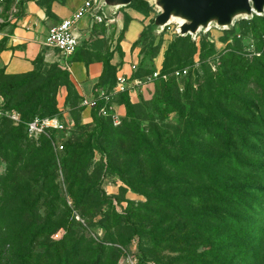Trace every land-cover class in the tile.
I'll list each match as a JSON object with an SVG mask.
<instances>
[{
  "label": "trees",
  "instance_id": "1",
  "mask_svg": "<svg viewBox=\"0 0 264 264\" xmlns=\"http://www.w3.org/2000/svg\"><path fill=\"white\" fill-rule=\"evenodd\" d=\"M126 8L144 17L151 11L146 0H131ZM46 14H50L49 7ZM128 20L125 16L124 26ZM257 21L263 22V28H257ZM236 26L239 29L253 28L255 50L252 52L259 53L258 56L242 57L231 51L223 56L221 69L215 72L209 70L211 60L204 57L201 65L205 81L195 87L192 79L188 78L182 95L179 94L181 88L174 82H161L154 98L144 104L142 114L135 111L137 107L130 103L127 92L117 93L114 96L126 109V116L120 119L118 125H113L110 117L99 115V109L104 105L100 101L97 107L91 109L92 122L75 126L76 130L63 146L64 152L58 163L53 157L50 140L43 135L29 136L25 124L36 116L43 119L59 115L51 95L56 94L60 87H66L68 91V86L71 88L77 100V111L81 112L82 98L69 75L55 74L49 81L42 74L35 73V68L17 75H8L0 70L2 107L15 110L21 119L18 124L6 118L0 119V157L6 166L5 173L0 176V264L4 258L10 264L14 260L17 264L37 262L34 255L40 234L53 220L66 230L63 239L51 246L49 259H53V264H116L110 249L99 247L87 237L77 234L75 228L78 227L66 207L64 194L71 198L74 210L84 214L97 209L102 228L106 222L112 219L118 222L117 219H120L112 205L103 209L104 205H110L101 189V178L104 179L106 171L101 174L96 162L90 172L94 153L101 155L102 168L104 166L134 192L146 197V202L135 204V210L152 216L160 212L173 213L172 217L176 219L174 227L166 226L174 218H162L160 223L153 225V240L157 245L163 243L167 246L173 242L177 247L190 242L192 250L181 258V262L214 264L215 259L209 260L211 256L208 253L196 252L211 246L210 251L215 254L218 252L216 244L222 246L221 251H230L231 247L226 241L221 242V238L230 242L234 240L233 251L241 253V241L247 230L243 225L246 218L236 217L235 213L247 209V203L242 204V197L234 193L238 183L234 176H229L231 170L228 164L233 160L234 165L238 164L239 168L235 169L237 174L264 178V95L244 106L250 109L248 117L251 124L250 129L245 130L237 127L244 120L240 113L231 112L234 102L229 99L228 93H224L235 88L242 79L251 77L264 92V16L241 20ZM225 33L233 35L235 29ZM122 34L123 31L119 41ZM200 46L205 49L204 41ZM38 58L40 56L33 61L35 66ZM173 58L175 60L179 56L174 55ZM111 59L107 63L102 62L103 72L98 82L107 94L112 93L116 85V67L111 64ZM174 65L172 57L167 54L162 74L170 70L168 75L175 77V71L171 69ZM110 66L113 70L112 82L104 78L105 69ZM222 68L232 69L234 73L229 75ZM132 79L137 78L133 76ZM200 79L203 80V77ZM171 113L177 114L175 125L167 119ZM143 122H146L145 126ZM211 150L221 151V154L217 158L206 156L205 152ZM32 185H40L39 191L33 192ZM262 187L260 182L251 184L255 192H264ZM39 202L45 208L50 205L44 215L40 208H36ZM232 205L241 207L233 208ZM148 207L160 211H151ZM214 224L220 225L218 231H202ZM126 225H131V222H126ZM197 246L202 247L196 250ZM254 251L250 246L243 255H253Z\"/></svg>",
  "mask_w": 264,
  "mask_h": 264
},
{
  "label": "rangeland",
  "instance_id": "2",
  "mask_svg": "<svg viewBox=\"0 0 264 264\" xmlns=\"http://www.w3.org/2000/svg\"><path fill=\"white\" fill-rule=\"evenodd\" d=\"M147 1L151 8L149 15L145 17L148 26L145 27L140 39L133 45L131 50L132 64L136 66L135 70L132 71L131 77L134 76L139 79L142 82L140 88L143 87V91H139L137 101L132 103L137 107L135 111L139 114H142L141 111H145L144 104L149 103L154 98L161 82H174L181 88L179 94L182 95L185 92L187 80L192 79L191 81L194 86H199V84L205 81L203 67L201 65L203 61H205L203 60L204 57L211 60V63H209V70L215 72L220 68L219 66L221 65L223 56L229 55L231 51L232 53L236 52L242 57H249L251 54H255L256 56L259 55V53L252 52L255 50V47L253 46L254 40L252 38L253 28L246 27L244 29H239L236 26V23L241 20H252L253 17L257 16L255 14H253L252 17H238L235 19L233 25H229L227 28L212 25V21L209 26H206L210 27L212 25L208 29L204 28L194 34L182 35L179 32V25L183 24V22L180 21L181 18L179 17V14L176 15V19L168 20V24L162 30L156 28L154 22L157 15L160 13L159 2L158 0ZM121 10L122 9L119 11ZM263 16L264 12L258 17ZM257 25V28H263V22L257 21ZM124 27L123 22L122 27L118 29L116 20L106 26L98 25L94 30L92 37H90L89 40H86V45L82 49V51H85L86 53L83 57L84 62L88 63L93 60H100L101 62L107 63L109 58L112 57L115 52L122 58V53L118 44ZM233 28L235 29V33L227 36L225 32ZM105 32L107 34L106 38H104ZM201 41H204L205 43L204 50L201 49ZM238 48L241 51L237 50ZM167 54L169 55V58L172 57L173 62H175V65L172 66L171 69L173 68L174 71L186 70V74H183L176 79L172 75H168L170 70L162 74L163 63ZM174 55H178L179 58L174 60ZM37 62L34 72L42 74L49 79V81H52L55 74H71L57 62H45L42 57L38 58ZM222 69L228 72L229 75H232L230 73H234L232 69ZM155 71L159 72L158 77L149 81L148 78L152 77V74ZM112 75V67H106L104 78L106 77L109 79V82H112ZM242 75H244V72L241 76ZM201 77H203V80L200 79ZM66 78L68 80V76H66ZM61 88H64L67 93L64 101L65 109H62V107H59L58 105V91ZM68 89L69 91L66 87H60L56 90V94L51 95V99H55L59 112L57 117L60 125L63 127L55 130V132L51 131L54 129H46L45 133L42 134L43 137L50 140L53 157L57 163L61 154L64 152V148L59 149V146L62 145L65 147L68 139L72 137L71 133L76 130L75 126L79 123L84 124L81 121V112L77 111V100L72 94V90L69 86ZM123 92L128 93V89H125ZM123 92H121V94ZM226 94L229 99L234 102L231 112L240 113L242 120H244V122H241L237 127L245 130L250 129L251 124L248 117V111H250V109L244 106L250 105L253 101L260 99L264 95V92L253 83V78L251 77L248 79H242L235 88L225 91L224 95ZM119 99H121V96ZM124 110L125 112L124 115L121 116V119H124L126 116L125 106ZM65 112L67 114L64 116L63 114ZM167 119L173 125L178 121L177 114L174 113L169 114V116L167 115ZM163 123H165V120H163ZM142 124L145 126L146 122H143ZM234 126L235 124L232 123V127ZM208 151L205 152L206 156L212 158H217L221 154V151ZM242 159L249 160L245 157H242ZM100 160L101 155L99 153H94L93 160L89 167L90 172H92L94 163L96 162L98 163L97 170H100L101 174L106 171L104 179L101 178V189L105 192L108 200L107 202L110 205H104L103 209L105 210L108 206L112 205L115 212L119 214L120 219H117L118 222H115L112 219L110 222H106L103 225L104 228H102L99 224L100 214L97 209L87 211L84 214L74 210L72 208L71 198L67 194H64L66 207L71 211V218H73L78 227L75 228L77 234L87 237L90 242L93 241V243L99 245V247L103 246L110 249L112 258L116 261V264H126L127 261L133 262L134 264H188L181 262V258L188 255L189 251L192 250L190 242H188V245L177 247L173 242L165 246L163 243L157 245L155 243L156 241L153 240V236L155 235L153 225L158 224V222L160 223L162 218L165 219L170 216L171 218H174L172 217L173 213L170 212L169 214H163L160 212L157 216H152L150 214H144L143 211L135 210L137 208L135 204L146 202V197L140 193L134 192L133 189L125 185L118 176L113 175L110 171L106 170L104 166L102 168ZM234 162L235 161L233 160L228 164V168L231 170L229 171V176H234L238 183L235 184L236 190L234 193L236 195L239 193V196L242 197V204L247 203V209H242L243 211L235 213L236 217L246 218L243 220L245 222L242 221L244 228H247V230H245L241 241V253L237 254L233 251L234 240L230 242L223 238H221L220 241H226L227 246L231 247L230 251H221L222 246L216 244L215 247L218 248V254H214L212 253L213 251H210L211 246L203 249H201L202 246H197L196 250H201L196 253H208L211 256L209 260L215 259L214 264H264V192H255L251 188L253 182H260L261 186H263L262 188H264V178L260 179L251 175L248 176V174H237L235 169L239 168V166L238 164L234 165ZM5 167L3 158L0 157V176L5 173ZM61 188L64 189V186H61ZM31 189L33 192H38L40 185H32ZM42 204V202H39L36 205V208H40L39 210L43 214L49 210L50 205L45 203L47 205L45 208ZM232 206L233 208L241 207L239 205ZM148 210L151 209L148 207ZM157 210L160 211V209H152L151 211L156 212ZM59 212H63L60 207ZM128 221L131 222V225H126V222ZM175 221V218L171 222L168 221L169 223L167 222L166 226L168 228L174 227ZM218 227H220V225L218 226L217 224H214L208 226L202 231L210 233L213 230L218 231ZM65 234V228L59 226L57 220H53V222L43 230L42 234H40L36 254L34 255V258L37 257V262L40 264H53V259H49L51 256V246L57 245V243L63 239ZM260 242H262V251L259 253L258 249ZM250 246L255 250L253 252L254 254L244 256L243 253L246 249L250 248ZM56 248H58V246ZM212 249H214V247H212ZM37 262L32 261L29 263L35 264ZM1 264L10 263L4 258ZM12 264H17V262L14 260Z\"/></svg>",
  "mask_w": 264,
  "mask_h": 264
},
{
  "label": "crops",
  "instance_id": "3",
  "mask_svg": "<svg viewBox=\"0 0 264 264\" xmlns=\"http://www.w3.org/2000/svg\"><path fill=\"white\" fill-rule=\"evenodd\" d=\"M84 1L53 0L47 3L46 0H7L0 14V70L8 75L30 72L35 68L33 61L39 56L45 62H57L63 66L58 51L46 47L44 40L50 27L69 17ZM47 7L50 10L49 15L46 14ZM125 16H128L129 20L125 23L122 39L119 41L122 58L116 52L112 56L111 64L116 67V85L113 92L109 94L111 105L120 116L124 115V106L119 104L114 95L121 92V86L125 85L129 88L128 96L131 103H135L139 91H143V87L132 85L131 50L133 44L139 40L145 26L148 25L147 19L142 14L130 8H123L116 17L118 29L122 27ZM98 25L100 24L93 23L89 17H84L75 29L79 46L68 60L71 70L69 79L81 98H92L95 94L105 92L98 86L103 72L102 62L93 60L85 63L83 57L86 53L82 51L86 40L92 37ZM106 35L105 32L104 38ZM119 78L123 79L122 83L118 81ZM66 95L64 88L59 89L57 99L62 109H65ZM66 114L65 112L63 115ZM80 114L82 123L92 122L90 109L82 108Z\"/></svg>",
  "mask_w": 264,
  "mask_h": 264
},
{
  "label": "built area",
  "instance_id": "4",
  "mask_svg": "<svg viewBox=\"0 0 264 264\" xmlns=\"http://www.w3.org/2000/svg\"><path fill=\"white\" fill-rule=\"evenodd\" d=\"M6 1L7 0H0V14L3 11ZM94 5V0H85L84 3L69 17L62 20L58 24L50 27L44 40V45L46 47L58 51L63 61V67L70 73L71 70L68 64V60L76 52V49L79 46V39L78 36L75 34V29L79 21L84 17H89L93 23L103 24L106 26L116 20V15L107 18L101 13L100 10H95ZM135 68V65L131 66L132 71H134ZM183 74H186V70L174 72L175 77H179ZM158 75L159 72L155 71L152 74V77H149L148 80L151 81L152 79L157 78ZM118 81L122 83L123 79L119 78ZM132 85L135 87L142 86V82L139 79H133ZM125 89H128L129 91V88L127 86L122 85L120 91L123 92ZM100 101L104 102V105L100 107L99 115H101L102 117H110L113 122V125H118L121 116L109 103V94L105 92H100L96 97L93 96L92 98H82L80 106L91 110L92 108L97 107ZM2 118H6L15 124L21 122L20 115L15 111L5 110L2 107V102L0 99V119ZM25 126L27 134L32 137H38L39 135L44 134L46 129L57 130L63 127L60 125L57 117L43 119L35 117L31 121L27 122ZM59 149H63V146H59ZM126 264L134 263L127 261Z\"/></svg>",
  "mask_w": 264,
  "mask_h": 264
},
{
  "label": "water",
  "instance_id": "5",
  "mask_svg": "<svg viewBox=\"0 0 264 264\" xmlns=\"http://www.w3.org/2000/svg\"><path fill=\"white\" fill-rule=\"evenodd\" d=\"M94 1V9L100 10L107 18L118 15L120 9L126 8L131 3V0ZM158 2L160 13L155 19V27L162 30L168 24L171 13L174 12L175 15L179 14L188 20L179 25V32L182 35L194 34L212 25L227 28L229 25L232 26L238 17H252L253 14L260 16L264 12V0H158ZM237 12L243 14L233 18ZM208 21H213L210 27H206ZM200 25L202 27L197 30Z\"/></svg>",
  "mask_w": 264,
  "mask_h": 264
},
{
  "label": "bare ground",
  "instance_id": "6",
  "mask_svg": "<svg viewBox=\"0 0 264 264\" xmlns=\"http://www.w3.org/2000/svg\"><path fill=\"white\" fill-rule=\"evenodd\" d=\"M242 14H243L242 12H237V13H235V15H233V16H234V17H235V16H240V15H242ZM179 17L181 18L180 21L183 22V23H186V22L188 21L186 18H184V17L181 16V15H179ZM234 17H233V18H234ZM172 19H176V15H175L174 12L171 13V15H170V17H169L168 20H172ZM167 23H168V21H167ZM211 23H212V21H208L207 24H206V26H209ZM180 24H181V23H180ZM161 27H162V25H161ZM200 27H202V26L200 25L197 29H199Z\"/></svg>",
  "mask_w": 264,
  "mask_h": 264
}]
</instances>
